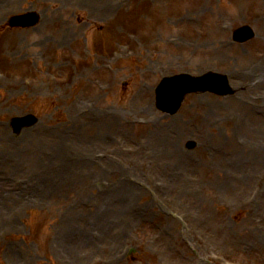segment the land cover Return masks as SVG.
Instances as JSON below:
<instances>
[{
  "label": "rangeland",
  "instance_id": "rangeland-1",
  "mask_svg": "<svg viewBox=\"0 0 264 264\" xmlns=\"http://www.w3.org/2000/svg\"><path fill=\"white\" fill-rule=\"evenodd\" d=\"M32 10L42 16L38 26L11 28L6 23L12 12ZM225 15L233 16L237 24L256 25L258 36L232 45L231 34L217 28ZM258 15L264 16V0H0V72L6 75L0 83V231L8 230L0 242V264H57V257L72 264H91L95 257L97 264H206L203 254L198 257L188 247L194 241L199 244L196 232L229 256L246 264H264V163L248 164L237 185L225 190L220 187L225 178L220 167H231L239 159L225 150L218 153V162L212 139L213 133H221L233 146L232 132L238 134L235 139L247 136L236 130L235 123L241 121H234L235 115L230 123L223 118L228 111L238 113L241 120L264 124V82L258 87L264 73L257 82L252 71L258 53L264 52V20ZM198 27L205 33L198 34ZM171 36L180 37V43L169 45L166 40ZM132 51L133 58L128 59ZM210 66L234 72L236 94H190L171 114L157 108L155 88L164 75L185 69L200 74ZM18 72L20 77L10 83ZM246 72L250 74L242 84L234 80ZM26 76L35 77V84ZM102 84L110 86L102 89ZM255 105L261 108L258 117L244 112ZM27 112L40 120L23 137H16L8 119ZM164 125L176 134L171 147L153 137ZM257 136L264 142V128ZM191 141L194 147L189 146ZM56 143L59 153L49 155L50 145ZM177 149L185 159L171 168L168 151ZM95 152L126 156L138 170L130 176L133 185L146 170L150 179L163 180L162 188L137 184L135 190L145 191L139 202L129 185L116 189L126 179L111 167L110 159L92 165ZM162 153L165 159L160 158ZM99 176L102 179L96 181ZM31 177H41L45 188H30ZM199 186L207 200L218 194L221 202L241 205L226 209L213 201L210 218L201 217L209 204L189 197L199 195H195ZM185 187L189 198L178 193ZM254 189L258 197L247 202ZM169 195L173 205L164 201ZM128 203L135 209L129 211ZM13 207L24 211L11 220ZM182 210L201 217L188 219L192 230L186 231L173 217L172 212ZM70 231L77 238L90 237L92 245L70 240L66 237ZM124 248L134 252L126 255ZM119 251L126 256L121 262L114 261Z\"/></svg>",
  "mask_w": 264,
  "mask_h": 264
},
{
  "label": "bare ground",
  "instance_id": "bare-ground-1",
  "mask_svg": "<svg viewBox=\"0 0 264 264\" xmlns=\"http://www.w3.org/2000/svg\"><path fill=\"white\" fill-rule=\"evenodd\" d=\"M261 83V81H260ZM255 84V82H252V85ZM250 90V89H247ZM237 99H239V97H237ZM245 111L247 112H253L255 113L256 117H258L261 114V108L259 106H253V108L250 109H245ZM260 124L256 122H252V121H248V123H243V127L242 126H238V129H241L242 131L244 130L246 132L247 137L252 140L250 143L246 141L243 142H239L237 141V139L234 140L235 145H230L229 141L227 139L224 138V135L221 133L217 134V133H213L212 134V139L215 141V143L219 140V138L221 139L220 142H218L217 145H215L214 143V150H215V154H214V158L220 162L217 158V155L219 152L225 151V150H232L231 152H234V156L235 158L239 159V162H237L236 164H232L233 166H229L228 167H220L222 169H220L221 176L225 178H223V182L221 183L220 187L225 188V190H228L229 188H233L234 185L236 186L237 183H235V181H238V176L240 173H244L246 174L247 171L245 170V167L248 166V164H261L264 163V158H261L262 153H264V149L262 147V144L260 142V136L258 135V132H262V129L264 128V124L262 125L261 121L259 120ZM263 122H264V117H263ZM111 124L108 123L107 126H110ZM163 128L158 129L156 131L153 132V137L155 138V142L157 143H162L165 145V147H171L173 142V139L175 138L176 134L175 131H168V126L164 125L162 126ZM164 135H166L165 141H164ZM259 137V138H258ZM164 141V142H163ZM59 146V145H57ZM156 150L153 149L152 152H155ZM168 156L171 158H166V155L164 153L161 154V159H165L166 158V162L167 164L171 167V168H175L180 162H183L185 159L184 153L182 152V150H173V151H168ZM262 161H261V160ZM87 164V167L90 166L91 161H86L85 162ZM221 163V162H220ZM84 164V162H83ZM186 164V163H185ZM111 167H113L119 174L122 175V178L126 179L123 183H128L125 186V188L127 189V185H129V191L131 192L132 195H134L137 200L140 202V200L143 198V195L145 194V191L143 189H136L135 190V186H132V184H130V178L129 175L130 173L135 169V168H130V169H124L122 167H120L118 164H114V163H110ZM230 176V177H229ZM42 180H40L41 182ZM234 184V185H233ZM186 187L185 188H179L178 193L182 194V196L185 198L187 197V192H186ZM194 200L198 201V202H202V200L200 199V196H194L192 197ZM205 201V199H204ZM144 208L148 209V207H145L143 205ZM137 211V210H136ZM104 226L105 223L102 224L101 229L102 232H104ZM71 232V231H70ZM69 233V232H68ZM67 233V234H68ZM72 234L67 235L66 237H70V240H75V239H79L81 240L79 243H83L85 246H91L92 245V241H90V237H86V236H80L79 238L74 237L73 236V232H71ZM88 233H95V231H91L88 230ZM259 236V234H258ZM75 238V239H74ZM111 240H117L118 238L115 237V239L113 237H110ZM68 240V239H67ZM77 243V242H76ZM77 245V244H75ZM9 252L13 253V249L10 250Z\"/></svg>",
  "mask_w": 264,
  "mask_h": 264
},
{
  "label": "water",
  "instance_id": "water-1",
  "mask_svg": "<svg viewBox=\"0 0 264 264\" xmlns=\"http://www.w3.org/2000/svg\"><path fill=\"white\" fill-rule=\"evenodd\" d=\"M183 95H184V92H183L181 95L178 96L179 98H178L177 100L180 101V99H181V97H182Z\"/></svg>",
  "mask_w": 264,
  "mask_h": 264
}]
</instances>
